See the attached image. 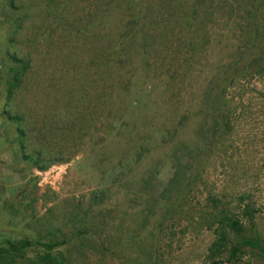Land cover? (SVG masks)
<instances>
[{
    "label": "rangeland",
    "instance_id": "1",
    "mask_svg": "<svg viewBox=\"0 0 264 264\" xmlns=\"http://www.w3.org/2000/svg\"><path fill=\"white\" fill-rule=\"evenodd\" d=\"M204 2L0 0V264H264V0Z\"/></svg>",
    "mask_w": 264,
    "mask_h": 264
},
{
    "label": "trees",
    "instance_id": "2",
    "mask_svg": "<svg viewBox=\"0 0 264 264\" xmlns=\"http://www.w3.org/2000/svg\"><path fill=\"white\" fill-rule=\"evenodd\" d=\"M213 2V0H205L204 2V8L207 6H210V4ZM262 2V1H261ZM199 6L198 9L197 7L193 6L192 8H189L188 10L185 11L186 16H188V18L186 19V23L187 26H185L186 29H190L192 26V21L195 17L198 16L199 14ZM257 11L260 13H263V17L262 19H255L253 22V33L258 32L259 30H264V11H262L261 7L257 8ZM262 11V12H261ZM142 16L139 13H133V12H129L127 14L126 17V21L130 23V25L127 28H130L132 32H130L129 34L132 35L133 30L136 28V24L137 21H139V19ZM189 33V37L192 36V32H188ZM255 36V35H254ZM253 39V37H252ZM25 64V63H24ZM27 67V64L24 66V68ZM259 70H264V66L259 67ZM15 80V78H13L8 86V95L10 94V90L12 87H14L13 81ZM7 95V96H8ZM15 119L19 120V124L20 121L22 120L20 115L15 116ZM21 131V130H20ZM22 133V131H21ZM24 134V133H23ZM178 156L173 158V162H177L178 160ZM179 163V162H178ZM177 166V165H176ZM176 166H173L174 170H173V175L170 177L168 184L166 185L167 187L165 188V190H170V188H172L174 186V184L176 182L179 181L180 178V174H181V170L179 169V166L176 169ZM44 166H40L39 168H43ZM246 208L244 209V212L248 213L249 212V205L245 206ZM148 221V216H146L144 222ZM226 228H222L221 231H219L217 233V237L215 239V241L213 242V246L211 249V253H218L224 246H225V242L227 239V231L228 229H231L232 231L235 232L236 235H240L243 231H244V227L242 226V223H240L238 220H233V219H229V222L226 225ZM243 242H245V240H242ZM21 245L27 246L28 244H30V242L28 240H23L20 241ZM42 245L45 247H47V249L44 250L42 256L40 257V261L43 264H59V262L61 261V264H68L66 262V257L63 256V254H61V258L60 260L53 256L52 254V249L54 248V244L50 243V242H43ZM17 244H13V243H9V248H11V250H15L17 248ZM236 247H233V255H235L236 253ZM150 253L152 252H147L146 255L150 256ZM9 254L8 249L6 247H0V260L6 259L7 255ZM151 264V263H150Z\"/></svg>",
    "mask_w": 264,
    "mask_h": 264
}]
</instances>
